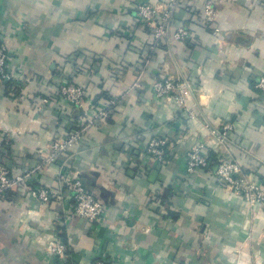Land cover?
I'll use <instances>...</instances> for the list:
<instances>
[{
    "label": "crops",
    "instance_id": "crops-1",
    "mask_svg": "<svg viewBox=\"0 0 264 264\" xmlns=\"http://www.w3.org/2000/svg\"><path fill=\"white\" fill-rule=\"evenodd\" d=\"M137 1L0 0L10 68L25 77L18 97L10 91L19 84L0 80V163L12 175L31 170L32 183L59 192L48 203L22 187L0 196V264H60L46 248L54 234L65 241L70 264H264V208L218 187L201 169L185 171L192 142H204L213 156L228 153L205 122L230 121L236 145L229 152L264 184V92L256 86L264 73V0H212L218 14L210 25L202 19L204 0H181L174 22L190 35L152 49L150 27L136 19ZM62 69H78L74 80L94 103L115 104L78 144L36 168L78 114L36 102L45 92L39 81L58 80ZM183 75L194 119L152 90L155 79ZM182 123L188 131L177 143ZM153 136L171 141L168 161L144 152ZM61 174L78 175L102 198V220L71 216Z\"/></svg>",
    "mask_w": 264,
    "mask_h": 264
},
{
    "label": "built area",
    "instance_id": "built-area-1",
    "mask_svg": "<svg viewBox=\"0 0 264 264\" xmlns=\"http://www.w3.org/2000/svg\"><path fill=\"white\" fill-rule=\"evenodd\" d=\"M180 3L181 0H142L135 3L137 22L150 27L149 49L154 48L160 41L165 40L170 44L172 41H181L190 35L188 27L174 22L175 12ZM202 12L205 24L210 25L215 22L218 11L212 0H204ZM10 63L11 57L4 46V37L0 34V80L6 85L7 83L19 84V88L10 91L11 97H18L25 77L22 73L12 71ZM77 70L62 69L58 80H40L38 83L45 90L44 93L41 92L35 97L39 108L53 102L62 105V112H67L68 107H71L72 110H77L78 114L72 117V124L68 130L60 136L53 137L48 152L36 168L54 162L71 145L78 144L91 126L98 125L109 117L110 110L115 104V99L94 103L84 85L74 80ZM140 85L141 78H138L133 86ZM151 86L157 98H174L187 119L195 118L197 114L195 103L191 105L186 103V98L192 96L191 81L188 77L183 75L176 80L171 77H162L155 79ZM256 86L264 92V73L257 78ZM205 128L215 137L217 145H224L228 153L218 151L217 155L210 156L204 142H192L185 155L186 173L192 174L196 169H201L215 178L218 187L239 195L251 206L260 205L264 208V184L253 175L244 173L240 160L229 152V145H236V141L231 136L232 123L222 121L218 125H213L207 121ZM187 131L188 123H182L175 135V141L182 143ZM171 145V141L166 136H153L146 142L144 152L160 162H166L170 159ZM260 163L264 164L262 161ZM59 180L74 203L72 217L91 221L103 219L105 203L99 195L84 184L78 175L61 174ZM14 187H22L27 196L41 203H48L54 196H59V192H54L48 186L32 183L31 170L12 175L8 168L0 163V196ZM46 248L60 264H70L67 245L59 235H52L46 243ZM95 264H112V262L105 259L97 260Z\"/></svg>",
    "mask_w": 264,
    "mask_h": 264
},
{
    "label": "trees",
    "instance_id": "trees-1",
    "mask_svg": "<svg viewBox=\"0 0 264 264\" xmlns=\"http://www.w3.org/2000/svg\"><path fill=\"white\" fill-rule=\"evenodd\" d=\"M7 85H11L10 83H7ZM76 116V115H75ZM210 156H213V155H210ZM84 182V181H83ZM84 184H85V182H84ZM86 185V184H85ZM87 186V185H86ZM88 187V186H87Z\"/></svg>",
    "mask_w": 264,
    "mask_h": 264
}]
</instances>
